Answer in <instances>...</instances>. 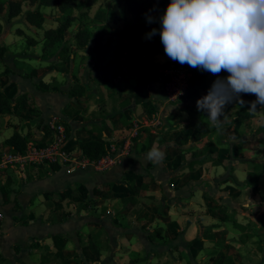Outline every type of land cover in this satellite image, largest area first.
<instances>
[{
	"label": "crops",
	"instance_id": "obj_1",
	"mask_svg": "<svg viewBox=\"0 0 264 264\" xmlns=\"http://www.w3.org/2000/svg\"><path fill=\"white\" fill-rule=\"evenodd\" d=\"M143 1L156 24L139 27L125 3L115 10L118 0L95 1L83 21L90 32L106 27L100 48L94 41L78 48L73 33L80 26L72 23L45 49L46 31L58 29L64 14L42 0H22L12 18L8 3L0 12V264H264V106L251 108L256 97L241 94L225 106L219 130L205 135L188 127L198 118L197 100L228 74H211L195 98L169 102L164 71L173 60L159 29L170 0ZM36 9L40 26L26 17ZM77 83L83 96L69 94ZM24 94L35 110L20 109ZM238 113L250 116L237 120ZM154 114L161 127H141L131 154L107 171L21 168L4 146L15 132L49 142L47 124L56 115L69 128L68 148L83 156L85 142H118ZM153 146L164 152L161 162L145 160ZM143 183L148 187L132 188ZM132 196L137 203L124 201Z\"/></svg>",
	"mask_w": 264,
	"mask_h": 264
},
{
	"label": "clouds",
	"instance_id": "obj_2",
	"mask_svg": "<svg viewBox=\"0 0 264 264\" xmlns=\"http://www.w3.org/2000/svg\"><path fill=\"white\" fill-rule=\"evenodd\" d=\"M160 25V42L170 59L217 77L227 72L197 100L211 126L222 127L225 106L241 94L256 97L251 108L264 106V0H170ZM156 32L153 28L148 38ZM163 157L156 146L145 154L155 163Z\"/></svg>",
	"mask_w": 264,
	"mask_h": 264
},
{
	"label": "trees",
	"instance_id": "obj_3",
	"mask_svg": "<svg viewBox=\"0 0 264 264\" xmlns=\"http://www.w3.org/2000/svg\"><path fill=\"white\" fill-rule=\"evenodd\" d=\"M95 1L96 0H84V1L83 0H42V5L57 6L66 17V20H61L62 21L61 27L67 29L68 27H70V25H72L73 21L81 20L85 16H87L91 6L95 3ZM118 1L119 2L116 3L114 6L115 10L118 9V7L121 5L122 2L125 3L138 17L137 23L139 27H141L143 23L148 22L147 18L149 16L151 17L152 9L149 7L146 1L143 0H118ZM7 3H8L7 15L9 18H12L21 13L22 0H0V12L6 9L5 5ZM168 3L163 4L162 7L164 11ZM76 11H78L77 15L75 14ZM26 17L32 24L40 26L41 20L43 18V14L40 11V9H36L27 12ZM115 20H117V17H115ZM157 22H158V18H153L152 23L156 24ZM59 29L60 28L49 29L46 31L45 34L46 42L44 45L45 49L56 46L62 40L61 35L59 33ZM0 31H1V24H0ZM105 32H106L105 26L100 27L96 32H90V30L81 29L76 33L75 36L76 45L78 48H85V46L89 43V41H94L95 47L100 48L102 46V39L105 35ZM67 51H68L67 47H64L62 49V52L65 54L68 53ZM172 64H173V68L176 69L186 68L190 72L187 91L179 101L195 98L200 95L201 90L207 87L209 78L211 76L210 72L205 71L201 68L189 67L187 64L181 65L176 61H172ZM84 91H85L84 86L77 83L72 87L69 94L71 96H83ZM27 97L28 96L24 94L19 98L18 104L20 105V109L31 105L30 102H28ZM3 103H9V102L6 100L3 101L2 104ZM31 106L34 110L36 109L33 106V104ZM262 110L264 111V108H262ZM249 116H250L249 113L244 115L238 113L236 119L237 120L246 119ZM187 126L205 135L217 130L215 127L211 126V123L207 115H204L202 110H200L198 118L195 121L188 123ZM66 128L69 129L67 125ZM28 143H29V138L27 136H23L20 133L15 132L10 138H8L4 142V146L9 147L14 154L22 155L26 152ZM108 146L109 143L107 142L104 143L98 140H89L82 145L81 150L83 156L95 160L104 157L108 153ZM197 161H202V160H197ZM259 175L258 174L254 175V177L250 178L247 181V183L249 185L255 184L258 181ZM11 183H12V178L9 177L5 186L7 192H10L9 187ZM141 187L145 189L148 187V184L143 183L142 186H139V188L135 184H132V188L136 191H139ZM124 201L135 204L138 202V199L132 196V197L124 198ZM16 208H18L17 205ZM236 226L242 228V226L238 223H236ZM90 245L91 247H94V244L92 242L90 243ZM95 253L99 255V252L97 253V251H95ZM226 264H231V263L228 260H226Z\"/></svg>",
	"mask_w": 264,
	"mask_h": 264
},
{
	"label": "built area",
	"instance_id": "obj_4",
	"mask_svg": "<svg viewBox=\"0 0 264 264\" xmlns=\"http://www.w3.org/2000/svg\"><path fill=\"white\" fill-rule=\"evenodd\" d=\"M190 72L186 68H170L164 71L165 91L168 101L178 102L186 93ZM160 116L154 114L141 122H134L128 132L118 142L109 143L108 153L100 159H89L85 156H76L67 146L69 132L64 120L59 116H52L47 127L52 132V139L44 144L29 142L26 152L22 155L11 156L10 161L21 168L26 166H50L61 164L70 172L91 165L96 171H107L120 162L133 151L134 141L140 134L141 127L154 129L160 126ZM121 141V142H120ZM4 215L0 210V222Z\"/></svg>",
	"mask_w": 264,
	"mask_h": 264
},
{
	"label": "rangeland",
	"instance_id": "obj_5",
	"mask_svg": "<svg viewBox=\"0 0 264 264\" xmlns=\"http://www.w3.org/2000/svg\"><path fill=\"white\" fill-rule=\"evenodd\" d=\"M114 13H116V12H114ZM110 17H111V15H110ZM66 17H65V15H63V19H65ZM63 19H61V18H59L58 19V22H59V27L58 28H62L61 27V20H63ZM113 19V18H112ZM114 20H115V18H114ZM73 25L74 26H80V27H75V29H74V33H73V37H75L76 36V33L79 31V30H81L80 28H83V27H85V29H87V30H90L89 29V27H88V24L86 25V24H84V21H83V19H81V20H76V21H74L73 22ZM86 25V26H85ZM97 28H99V26H95L93 29H91L92 31L91 32H96L98 29ZM106 28V27H105ZM145 118H143V119H141V120H144ZM141 120L139 121H136L137 123L138 122H141ZM161 127V122H160V126H159V128ZM158 128V129H159ZM155 131H157V128H155Z\"/></svg>",
	"mask_w": 264,
	"mask_h": 264
}]
</instances>
